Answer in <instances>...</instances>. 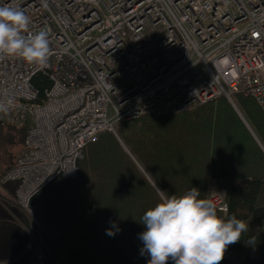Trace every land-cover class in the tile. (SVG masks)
I'll return each mask as SVG.
<instances>
[{
  "label": "built area",
  "instance_id": "2783aa9c",
  "mask_svg": "<svg viewBox=\"0 0 264 264\" xmlns=\"http://www.w3.org/2000/svg\"><path fill=\"white\" fill-rule=\"evenodd\" d=\"M17 3L30 18L28 31L44 30L50 41L43 67L0 60V101H13L0 119L30 125L24 153L0 182H19L32 264L51 257L32 199L58 177L75 179L84 149L102 133L117 136L123 121L179 114L219 98L237 109L238 95L264 112V0ZM38 75L51 83L43 98L33 83ZM208 199L224 218V193ZM252 257L227 248L224 259L244 264Z\"/></svg>",
  "mask_w": 264,
  "mask_h": 264
},
{
  "label": "trees",
  "instance_id": "16d2710c",
  "mask_svg": "<svg viewBox=\"0 0 264 264\" xmlns=\"http://www.w3.org/2000/svg\"><path fill=\"white\" fill-rule=\"evenodd\" d=\"M33 83L41 98L51 86L43 75ZM236 103L239 111L219 98L179 114L123 121L117 136L102 133L88 144L76 178H56L31 201L41 226L37 232L51 253L48 264H148L150 257L141 254L139 234L146 231L141 217L192 187L202 199L224 193L229 207L224 219L234 214L248 225L228 248L238 255L256 249L259 259L244 264H264V112L249 97L238 95ZM4 124L0 119V127ZM9 127L24 144L18 159L30 125ZM15 158L0 168V180ZM18 186L0 182V264L33 262L31 237L17 223L29 228L17 203ZM250 237L255 243H248ZM168 264H174L171 258Z\"/></svg>",
  "mask_w": 264,
  "mask_h": 264
},
{
  "label": "clouds",
  "instance_id": "9594fccd",
  "mask_svg": "<svg viewBox=\"0 0 264 264\" xmlns=\"http://www.w3.org/2000/svg\"><path fill=\"white\" fill-rule=\"evenodd\" d=\"M30 18L17 0L0 5V60L18 58L43 67L50 55V41L44 30L28 31ZM13 101H0V113H7ZM197 188L170 195L141 217L146 231L139 234L141 254L148 264H220L229 245L239 242L248 225L234 214L225 220L217 214L211 199H202ZM108 235L114 236L111 229ZM248 243H255L250 237Z\"/></svg>",
  "mask_w": 264,
  "mask_h": 264
},
{
  "label": "rangeland",
  "instance_id": "374dc122",
  "mask_svg": "<svg viewBox=\"0 0 264 264\" xmlns=\"http://www.w3.org/2000/svg\"><path fill=\"white\" fill-rule=\"evenodd\" d=\"M3 123L5 124L0 127V168H3L13 157H17L19 152L24 148V144L9 127V125L14 123L7 121H3ZM16 159L14 161H17Z\"/></svg>",
  "mask_w": 264,
  "mask_h": 264
},
{
  "label": "crops",
  "instance_id": "0c3cea01",
  "mask_svg": "<svg viewBox=\"0 0 264 264\" xmlns=\"http://www.w3.org/2000/svg\"><path fill=\"white\" fill-rule=\"evenodd\" d=\"M236 102H237V98H236ZM236 109V108H235ZM237 111H239L238 110V107H237V109H236ZM13 182H18V181H11V182H8V183H6V184H9V183H13ZM2 194H3V197L5 198V197H8V195H7V192L6 191H4V190H2ZM19 206V205H18ZM21 209V208H20ZM23 210V209H22ZM23 212L25 213V211L23 210ZM25 215H26V213H25ZM26 217H27V215H26ZM27 219H28V217H27ZM29 221V220H28ZM17 223L21 226V227H23L24 225L21 223V222H19V221H17ZM24 228V227H23ZM25 229V228H24ZM252 251H255V252H252ZM249 253H251L252 254V259H254V260H258L259 259V252H258V250H256V249H251L250 251H249Z\"/></svg>",
  "mask_w": 264,
  "mask_h": 264
},
{
  "label": "bare ground",
  "instance_id": "6f19581e",
  "mask_svg": "<svg viewBox=\"0 0 264 264\" xmlns=\"http://www.w3.org/2000/svg\"><path fill=\"white\" fill-rule=\"evenodd\" d=\"M137 163V162H136ZM137 165L140 167V165L137 163ZM141 168V167H140Z\"/></svg>",
  "mask_w": 264,
  "mask_h": 264
}]
</instances>
